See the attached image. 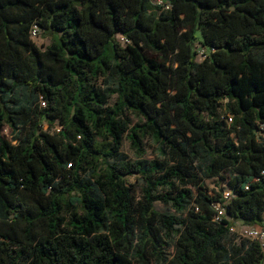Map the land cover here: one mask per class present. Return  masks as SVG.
Instances as JSON below:
<instances>
[{
    "label": "trees",
    "instance_id": "1",
    "mask_svg": "<svg viewBox=\"0 0 264 264\" xmlns=\"http://www.w3.org/2000/svg\"><path fill=\"white\" fill-rule=\"evenodd\" d=\"M162 1L0 0V264H263L264 0Z\"/></svg>",
    "mask_w": 264,
    "mask_h": 264
},
{
    "label": "rangeland",
    "instance_id": "2",
    "mask_svg": "<svg viewBox=\"0 0 264 264\" xmlns=\"http://www.w3.org/2000/svg\"><path fill=\"white\" fill-rule=\"evenodd\" d=\"M37 31L38 32L36 33V35H33L32 41L41 50H45L50 45V37L46 36L42 32V30H40L39 28H37ZM120 40L122 43L124 42L123 39L120 38ZM198 59H200V58H198ZM114 101H115V97H113L111 102H114ZM129 118L132 121V125L130 127H133L139 121L135 116H132V115H129ZM45 128H47V126H45ZM2 134L9 141H13L14 136H15L14 134L11 133L10 129H8L7 127H5ZM144 148L146 151V155L144 156L145 159H148V160L156 159V157H157V146L154 144V142L150 138H148L144 141ZM122 151L130 159L133 160L135 158V152L131 148L130 142L126 138L123 142ZM129 183L134 185V187L137 189V191H140V188L142 186V181L140 179H138L135 176L130 177ZM204 187H205V189H207V191L209 192L210 195H215L217 192H220L221 189H223L225 187V185L220 181L219 178H211V179L205 180ZM224 189H226V188H224ZM6 197L11 202H13L15 199V194H6ZM155 208L160 212H167L168 211V208L165 205H163L162 203H156ZM22 230H23V223L18 219L13 220L11 223L10 233L14 239H16L17 241H19L21 243H24ZM240 233H241V231L239 229H237V231L235 232L236 237H237V242H240L242 240H246L243 236L240 235ZM263 264H264V262H263Z\"/></svg>",
    "mask_w": 264,
    "mask_h": 264
},
{
    "label": "built area",
    "instance_id": "3",
    "mask_svg": "<svg viewBox=\"0 0 264 264\" xmlns=\"http://www.w3.org/2000/svg\"><path fill=\"white\" fill-rule=\"evenodd\" d=\"M152 3L154 5H158V6H164L166 8H169L168 5L163 4L162 0H152ZM37 28H34L32 30V38L33 35H36L37 33ZM41 106L45 107L46 103L45 101H41ZM233 122V117L231 115H228L227 118V124H232ZM60 128L57 129V131H59ZM262 175L264 177V171L262 172ZM248 189V188H247ZM232 196V192L228 189H225L222 191V198L225 201H228ZM214 210H215V217H214V221L215 222H220L222 219L227 218V210L224 207V205H222L220 202H217L213 205ZM237 229H239L241 231L240 235L243 236L245 239H249L251 241H255L259 244H261L262 246H264V226L261 227H241L238 224H233L231 225L230 231L232 233H235L237 231Z\"/></svg>",
    "mask_w": 264,
    "mask_h": 264
}]
</instances>
